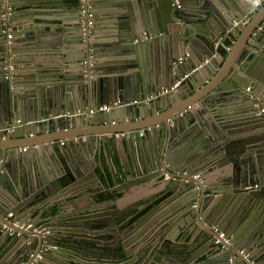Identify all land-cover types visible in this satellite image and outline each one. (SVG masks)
<instances>
[{"label": "water", "instance_id": "1", "mask_svg": "<svg viewBox=\"0 0 264 264\" xmlns=\"http://www.w3.org/2000/svg\"><path fill=\"white\" fill-rule=\"evenodd\" d=\"M179 1L181 9H175L174 0H84L96 12L93 26L86 29L89 34H84L79 15L75 25L50 17H41L40 26L30 23L37 6L56 8L62 0H0V222L12 213L19 225L30 224L28 229L14 227L12 235L0 225V264H30L43 247L36 264H264V7L243 24L255 11L253 0ZM136 3L146 12L139 27L133 19ZM9 6L12 12L4 19ZM122 18H132L134 24L127 26ZM2 29L10 30L9 43ZM70 30L72 35L64 38ZM233 38L236 44L224 55L219 47ZM29 39L56 51V60L33 64V57L22 53L20 58L41 69L22 77L25 86L20 88L18 75L5 78L2 60L10 54L18 58L17 51L29 48ZM90 48L93 58L83 64ZM99 59L105 64L95 73ZM69 74L71 82L36 84ZM184 74L188 76L175 91L158 95L151 105L141 101L113 106L116 100L156 94ZM75 103L111 107L75 115ZM154 109L163 111L150 119ZM25 110L32 117L18 118ZM80 123L95 128L81 130ZM140 131L141 143L129 139L130 173L137 184L158 187L155 196L145 192L134 199L146 202L127 213L120 228L116 219L123 212L117 192L111 196L114 207L110 192L104 199L94 196L95 202L74 200L69 210L50 204L47 224L27 221L21 209L14 212L19 205L11 206L4 197L16 195L19 202L22 188L27 199L40 185L49 189V161L59 163L60 169L65 166L68 177L66 185L59 184L62 191L75 181L73 171L91 174L90 156L66 155V146L87 144L101 162L104 153L112 161L120 141L127 150L125 139L116 135L126 132L129 138ZM150 137L156 142L149 146ZM183 171L187 175L177 173ZM250 182L258 188L246 190ZM212 225L230 237L229 247L214 244ZM117 234H122L118 245L104 244ZM13 249L16 256L8 259Z\"/></svg>", "mask_w": 264, "mask_h": 264}, {"label": "crops", "instance_id": "2", "mask_svg": "<svg viewBox=\"0 0 264 264\" xmlns=\"http://www.w3.org/2000/svg\"><path fill=\"white\" fill-rule=\"evenodd\" d=\"M133 1H136V0H133ZM98 2H100V1H98ZM136 5H137V3L135 4V7H134L133 16H135L137 18H133V19L135 20V23L139 27L142 24L139 17H146V12L144 9H140ZM58 6L59 7H56V8H46V9L44 7L42 8V7L37 6V9H35V10H37V12L32 13V19H30L31 20L30 23H32L33 25L40 26V25L44 24L43 19L41 17H43V18L50 17L52 19V21L55 23H57L59 21L58 18L59 19L62 18V19H64L63 22L72 23L75 25L77 20H78V15H79V9H78L79 3L76 2V0H73V1L62 0L61 3H58ZM263 7H264V3L261 6L256 7L255 11L251 15H249V19L245 18V20H243L242 23L245 24V23L249 22V20L254 15H256L255 12H260ZM190 8H192V6H190L189 9ZM196 8H200V7L198 6ZM100 9L104 10L102 6ZM114 10L121 12V14H123V15L127 14L122 9H119L117 7ZM106 11L108 12L109 10L106 9ZM94 14L96 15V12ZM113 14L116 16L118 15L117 12H113ZM101 19H102V17H101ZM138 20H139V22H138ZM120 21L124 22L127 26L130 24L131 25L134 24L132 18H122ZM67 28H68V26H66V29ZM69 28H71V27L69 26ZM257 30H261V28L259 27ZM144 34H146V36H147L146 41L149 40L148 33L142 32V36H144ZM70 35H72V31L68 32L67 34H63V37L64 38L69 37ZM63 37H62V39H63ZM223 37H224V33L221 34V38H223ZM28 42L29 43L26 45L27 48L29 46L28 49L23 50L21 52L17 51L18 52V58L15 59L14 58L15 55L10 54V58H11V61L13 63V66H14L13 76L10 80H12L14 78V75H18L16 79L19 83L18 85L20 88H24L23 86H25L24 84H20L24 80V78H22V77H24L25 75L27 76L28 73H30L31 71L35 72V69H41V66H39V65L35 66V67H31L30 66L31 63L28 64L29 61L27 59H24L25 55H29V56L31 55L33 57L30 59L33 62V64L37 60H39V61L46 60V62H51V63L55 62V60H56L54 58V54H53L56 51H52L49 47L48 48H44V47L42 48L41 43L39 42L38 39H29ZM225 43L227 45H230L229 50L225 49L224 45L219 47L220 51L222 53H224V55H226V53H228L232 49L233 44H236L234 42V38H233V40L227 39V41ZM22 53L24 54V57L20 58V56H23ZM56 54L58 56V53H56ZM104 64L105 63H103L102 59H99V61H97V62L95 61V65H97V68L95 69L94 72L100 73L101 72L100 70H102V68H103L102 66H104ZM54 65H56V64H50V66H54ZM73 70H75V69H73ZM44 76H45L44 74L41 75L42 78ZM70 76H71V74H69V76L62 78L60 80H51V81H48V79H41L39 84H38V82H36V84L37 85H44V84L60 85V84H62V82H71L72 80L69 79ZM65 79H67V80H65ZM21 85H23V86H21ZM67 89H68L67 92L72 95V90H70L71 85H67ZM23 94H24V92L21 93L22 96H23ZM145 96H148V95H145ZM21 102H24V100L21 99ZM153 103L154 102H151L149 105H151ZM103 104H106V103H103ZM78 107H81V106L77 105L75 103L74 111H76L78 109ZM25 111H19L18 118L27 119L29 117H32V113H30L27 110H25ZM161 111H163V109H158L157 111H156V109H154L153 111H151L153 116L150 119H152L153 117H158L159 113ZM65 114H66V112H65ZM75 115H78V114H75ZM50 116H52V115L51 114L48 115V117H50ZM124 124H131V123L125 121ZM78 125H79L78 126L79 129H81V130L88 129V128H95V127H90L88 125H82L81 123ZM205 129H207V132H208L207 126L205 127ZM36 131H37V129H36ZM38 131H40V130L38 129ZM140 132H143V131H140ZM45 135H47V132L41 134V136H45ZM143 136H144V134L141 135L138 133L137 135H135V136L132 135L128 138V133H126V132L118 133L116 135V137L120 140L122 138H123V140L125 139V142L127 145L126 146L127 150L125 151L126 148L124 147L123 142L120 141L119 146H118L119 147L118 153L111 154V156L113 155L112 161L109 159L110 158L109 155H106L104 153L103 158H105V159H104V161L101 162V160L96 157V155H95L96 152H94L93 149H91V146H89L90 149L86 148V147H88L87 144H85L84 146L81 144L80 145H73L72 147L66 146L65 147L66 155H68L69 153L70 154L75 153V154H77L78 157H82V155H83L84 157L87 158V156H90V159H88V161H89L91 174H89V176H87L88 174L83 175V176H79L78 173L73 171L75 181L72 183H68L69 185L67 187H63L61 189L62 191H60L59 190V187H60L59 184L61 183L64 186L67 183V177H68L67 172L63 168L65 166H62V168L60 169L59 163H57L55 161L53 164L52 162L49 161V164H48L49 172H45L48 175L47 178H49V182H48L49 189L44 188V185H40L38 187V189L34 191L35 192L34 194L31 195V193H30L31 196L28 197V199H27V197L25 196V190L22 188L19 191V196H20L19 202H16V200H15L16 195H15V197H13L12 195L7 193L6 196L4 195V197L6 200H8V202L10 203L11 206H16L18 204L19 207L16 208L14 212H18L21 209L20 215L24 216V219H27V221L32 220L33 221L32 224H34L36 222L37 223L39 222L40 224H43V223L47 224L48 223L49 218L48 219L46 218L47 213H45V209L50 204H54L55 206L61 205L63 207V209L67 207V210H69L72 208L73 203H75L76 201L78 203H81L83 201H86V203H89L91 201L95 202V199L93 198L94 196L100 195L101 199H104V195L107 194L108 192H110L109 197L112 200L110 207H114L113 206L114 200L111 198V196L113 194H116V192L121 195V198H119L116 201V203H118L119 207H121L123 213H120V215H118V218L122 217L123 214L133 212V211L136 212L139 208L143 207V205L145 204L146 201H142V200L146 199V198H142L141 201H138L137 203L134 202V199L139 198V196H141V194L145 193V192L149 193V194H147V197H150L151 195L155 196L153 194L155 193L154 191L158 187V186L155 187L152 184H145V185L137 184L135 182L136 177H134L132 175V173H130V169L132 167L131 159H130V157H127L128 153L130 151L129 139H131V144L132 143L135 144L136 140L139 141V143H141ZM155 142H156V140H154L153 137H150L149 140L147 141V145H149V146L154 145ZM58 144L61 147L60 141ZM95 151H96V149H95ZM97 155H100V154L98 153ZM55 164H58V165H55ZM139 169L142 170L141 166H139ZM97 174H98V176H97ZM140 175L141 176H143V175L147 176L148 174H143L142 171H140ZM104 179H107V181L106 182L103 181ZM216 181H217V179H216ZM251 183H253V182H251ZM13 190L14 189L11 187V190L9 191V193L13 194ZM78 193H80L82 195H80V197L79 196L76 197L75 194H78ZM151 198H153V197H151ZM25 199L27 201L23 202V200H25ZM74 200H76V201H74ZM149 201H151V200H149ZM102 212L105 213L106 210H103ZM120 220H123V218L116 219L117 223ZM123 222L124 221H122L120 224H118V226H121ZM124 231L127 232V229L124 228L123 233H124ZM115 238L118 239V235H115ZM16 252L17 251L15 249H13L9 253H7L9 256L8 259H13L14 256H16Z\"/></svg>", "mask_w": 264, "mask_h": 264}, {"label": "built area", "instance_id": "3", "mask_svg": "<svg viewBox=\"0 0 264 264\" xmlns=\"http://www.w3.org/2000/svg\"><path fill=\"white\" fill-rule=\"evenodd\" d=\"M4 1H6V3H8V0H4ZM263 3H264V0H253V5L255 6V8L261 6ZM174 5H175V7L180 6V1L174 0ZM78 9H79V17L81 18V26L83 27V30H85V32H83V33L89 34L90 31H86V29L93 26L94 19H95V14L92 11V7L88 3H85L84 0H79ZM10 13H11V8L9 6V7H7V11L5 13H3L1 16H2V18L6 19L5 18L6 15H8ZM238 23H239L238 20L233 21V24H238ZM260 28L262 29V26H260ZM2 33L6 34L7 43H9L10 41L8 39L11 37L10 30L9 29H2ZM89 44H91L90 41H89ZM223 45H224L225 49L229 50L230 45H227V44H223ZM91 58H93V53H92V49L90 48L89 55H88L87 59L85 58L82 61V63L83 64L87 63V60L88 59L90 60ZM181 60H182V58H179V61H181ZM2 69L5 72V78L7 80H10L13 76V71H14V66H13L12 61L10 60V57L4 58V60L2 62ZM187 76H188V74H184V76L175 79L169 85V87L162 88L161 91L156 93V94H151V95L145 96L143 99H133V100H126V101L116 100L113 103V106L136 104V103H139L141 101L148 103V102L152 101L153 99L157 98L158 95L165 94V93H168L171 91H175L176 88L182 83V81ZM110 107H111V105H107V104H102L99 106H92V107H80L74 112V114H83L84 112L85 113L86 112L92 113V112H96V111H106ZM57 116H59V115H57ZM15 122L21 123V119H17ZM140 134H142V132ZM177 173H181L184 176L187 175V173L184 171L183 172H177ZM192 178L198 179L199 174H193ZM258 186H259L258 183L253 182V183L247 184L245 186V189L246 190L256 189V188H258ZM5 220L7 222H0L1 228L5 232H8L11 235L15 233V230L13 229L14 227L17 226L19 228L28 229V227L30 225V224L25 225L24 223L19 225V223L17 221H13L14 219H13L12 213H8L5 216ZM210 228H211L212 232L214 233V236H213L214 244L219 245L221 248L229 247V245L231 244L230 243V241H231L230 237L223 230L218 228L217 226L212 225V226H210ZM35 229L38 230L37 227ZM44 251H45V248L44 247L41 248L35 254V256L32 258L30 264H36V262L42 258V252H44ZM238 254L244 259L248 258V256H249V253H247L245 249H239Z\"/></svg>", "mask_w": 264, "mask_h": 264}, {"label": "flooded vegetation", "instance_id": "4", "mask_svg": "<svg viewBox=\"0 0 264 264\" xmlns=\"http://www.w3.org/2000/svg\"><path fill=\"white\" fill-rule=\"evenodd\" d=\"M10 8H11V6H10ZM182 8V5H181V3H180V6H178V7H176L175 9H181ZM176 11V10H175ZM11 12H12V8H11ZM9 15V14H8ZM5 24V23H4ZM11 34V33H10ZM4 60V59H3ZM3 60H2V62H3ZM251 183V182H250ZM99 197H101L100 195H98ZM107 212V211H106ZM105 212V213H106ZM135 211H133V212H129V214H133ZM103 213V212H102ZM126 215H127V213L125 214V215H123L122 217H120L119 219H121V218H123V220H120L119 221V223L118 224H120L122 221H124L126 218ZM128 216V215H127ZM118 224H117V226H118ZM122 226V225H121ZM121 226H118L119 228L121 227ZM121 229H124V228H121ZM121 233H123V231L121 232ZM118 235V237L119 236H121L120 234H117ZM114 238H115V236H114ZM114 238H112V237H108V238H106L105 239V241H104V244H107V243H109V244H111V245H113V246H116V245H118V242H117V239H114ZM107 250L109 251V249L107 248ZM151 262V264H154L153 262H155V261H150ZM155 263H157V262H155Z\"/></svg>", "mask_w": 264, "mask_h": 264}, {"label": "bare ground", "instance_id": "5", "mask_svg": "<svg viewBox=\"0 0 264 264\" xmlns=\"http://www.w3.org/2000/svg\"><path fill=\"white\" fill-rule=\"evenodd\" d=\"M219 246V245H218Z\"/></svg>", "mask_w": 264, "mask_h": 264}]
</instances>
